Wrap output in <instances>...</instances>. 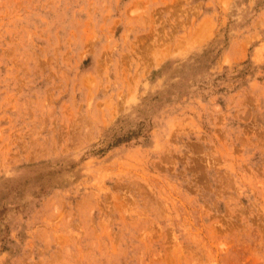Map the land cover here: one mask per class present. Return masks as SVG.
I'll use <instances>...</instances> for the list:
<instances>
[{
  "label": "rangeland",
  "instance_id": "rangeland-1",
  "mask_svg": "<svg viewBox=\"0 0 264 264\" xmlns=\"http://www.w3.org/2000/svg\"><path fill=\"white\" fill-rule=\"evenodd\" d=\"M0 264H264V0H0Z\"/></svg>",
  "mask_w": 264,
  "mask_h": 264
}]
</instances>
